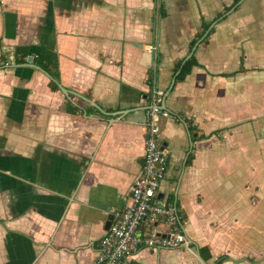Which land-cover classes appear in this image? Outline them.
Instances as JSON below:
<instances>
[{"label": "crops", "instance_id": "0c3cea01", "mask_svg": "<svg viewBox=\"0 0 264 264\" xmlns=\"http://www.w3.org/2000/svg\"><path fill=\"white\" fill-rule=\"evenodd\" d=\"M233 1L0 0V264H92L141 172L151 79L177 116L159 196L190 244L122 264L264 262L236 247L245 217L264 227V0Z\"/></svg>", "mask_w": 264, "mask_h": 264}, {"label": "built area", "instance_id": "2783aa9c", "mask_svg": "<svg viewBox=\"0 0 264 264\" xmlns=\"http://www.w3.org/2000/svg\"><path fill=\"white\" fill-rule=\"evenodd\" d=\"M150 83L141 172L130 186L129 203L113 210L92 264H122L141 249L177 251L190 244L180 206L159 196L168 160L167 150L158 140L159 124L163 118L177 116L163 105L164 91L152 79Z\"/></svg>", "mask_w": 264, "mask_h": 264}, {"label": "rangeland", "instance_id": "374dc122", "mask_svg": "<svg viewBox=\"0 0 264 264\" xmlns=\"http://www.w3.org/2000/svg\"><path fill=\"white\" fill-rule=\"evenodd\" d=\"M264 90V89H263ZM264 101V99H263ZM248 116V115H245ZM258 118L264 119V114L259 115L258 117H253V119H250L248 121L257 120ZM247 125H245L246 128ZM258 129V130H257ZM257 129H255V132L259 133L260 135V129L257 126ZM251 143H249L250 145ZM255 145V144H254ZM246 148V146L244 147ZM244 154H247L246 151ZM245 171V170H244ZM247 180H250V175H247ZM245 207V206H244ZM250 208H244V214L246 212H250ZM252 211V210H251ZM243 236H238V244L236 247L238 248L239 252H252L255 253V255H259L261 253V249H264V227H261V231L259 232V228L256 227V225L253 224L252 220L249 217H245V222L243 225ZM260 233V234H259ZM236 240V238H234ZM260 250V252H259ZM259 252V253H258ZM254 256L248 257L246 256L247 260L254 261ZM259 260V258H258ZM255 264H264L263 261H258Z\"/></svg>", "mask_w": 264, "mask_h": 264}, {"label": "trees", "instance_id": "16d2710c", "mask_svg": "<svg viewBox=\"0 0 264 264\" xmlns=\"http://www.w3.org/2000/svg\"><path fill=\"white\" fill-rule=\"evenodd\" d=\"M240 0H234L233 3L229 6V7H226V10L232 8L233 6H235ZM222 14H218L217 17L215 19H217L219 16H221ZM214 19V20H215ZM210 23H205V22H202V31L201 33L197 36L196 39H193L191 42H190V49L192 48V46L195 44V42L201 38L204 33L206 32V30L208 29ZM212 30L209 31V33L205 36V39L207 37H209V35L211 34ZM0 61L1 63L5 64L6 63V60H5V56L1 53L0 55ZM25 62V59H23L22 57H19L18 59H16V63H24ZM193 66H199V63L197 62L194 54H192L188 59L186 60H181L177 63L176 65V71H178V73L176 74V81H182L185 79V77L191 72V69ZM43 70H45L46 72H48L50 75H52V70L51 69H46L44 67H42ZM239 71H244V67L242 66V60H241V65L238 69ZM49 87L51 88V90L53 91H57L59 90V87L57 85V83L54 81V80H49ZM225 255H221L219 256L213 264H223V262L225 261Z\"/></svg>", "mask_w": 264, "mask_h": 264}, {"label": "water", "instance_id": "95a60500", "mask_svg": "<svg viewBox=\"0 0 264 264\" xmlns=\"http://www.w3.org/2000/svg\"><path fill=\"white\" fill-rule=\"evenodd\" d=\"M208 31H209V30H208ZM208 31L205 33L204 36L207 35ZM31 60H32V57H31V56L28 57V58H27V62H26L24 65H25V66H30V67L36 68V69H38V70H40V71H43L39 66H37V65H35V64H32V63H31ZM59 88H60V89L66 94V95L69 93L66 89H64V88L61 87L60 85H59Z\"/></svg>", "mask_w": 264, "mask_h": 264}]
</instances>
